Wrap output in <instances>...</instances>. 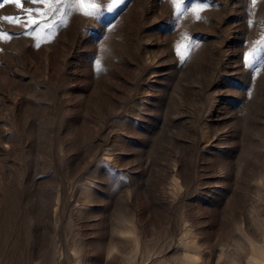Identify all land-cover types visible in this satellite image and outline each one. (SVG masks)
I'll return each mask as SVG.
<instances>
[{"label":"rangeland","instance_id":"374dc122","mask_svg":"<svg viewBox=\"0 0 264 264\" xmlns=\"http://www.w3.org/2000/svg\"><path fill=\"white\" fill-rule=\"evenodd\" d=\"M94 2L0 8V264H264V0Z\"/></svg>","mask_w":264,"mask_h":264},{"label":"snow or ice","instance_id":"6c2138e0","mask_svg":"<svg viewBox=\"0 0 264 264\" xmlns=\"http://www.w3.org/2000/svg\"><path fill=\"white\" fill-rule=\"evenodd\" d=\"M41 2V0H2V2H0V8H3L6 4H13L15 5L17 8L20 9H24V6L26 3H38ZM75 2L77 4H79L80 8L83 9V14L85 15H93L94 11H95V2L94 0H75ZM120 0H114V3H119ZM175 2V0H174ZM200 9L197 8L196 11H199ZM27 12H32V9H26ZM0 19H3L5 21H8L9 23H13V24H17L20 21L14 17V16H4ZM197 19H199V17L197 16ZM33 24H36L37 21L36 20H32L31 21ZM97 67H99V65H97Z\"/></svg>","mask_w":264,"mask_h":264}]
</instances>
